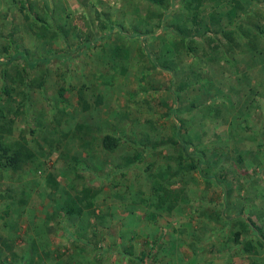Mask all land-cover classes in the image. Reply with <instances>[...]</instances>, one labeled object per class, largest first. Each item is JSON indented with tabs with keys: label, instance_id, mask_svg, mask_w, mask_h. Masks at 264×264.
<instances>
[{
	"label": "rangeland",
	"instance_id": "1",
	"mask_svg": "<svg viewBox=\"0 0 264 264\" xmlns=\"http://www.w3.org/2000/svg\"><path fill=\"white\" fill-rule=\"evenodd\" d=\"M194 4L0 0V264H264V0Z\"/></svg>",
	"mask_w": 264,
	"mask_h": 264
},
{
	"label": "trees",
	"instance_id": "2",
	"mask_svg": "<svg viewBox=\"0 0 264 264\" xmlns=\"http://www.w3.org/2000/svg\"><path fill=\"white\" fill-rule=\"evenodd\" d=\"M148 1H150L152 3H156L158 5H162L163 0H148ZM193 1L195 2L194 8L198 10V6L201 3V0H193ZM194 19L195 20L197 19L196 16L194 17ZM17 56H21L22 58H27L22 51H17L13 56L8 58L9 60H6L5 62L9 63L10 59H14ZM103 143L107 148H113L114 146H116L115 139L109 135H106L103 138ZM174 143H176V142L174 141ZM182 148L186 152H188V149H189L188 143H186V142L182 143ZM24 155H25V157H24ZM139 155L140 154L136 155L135 158L139 159L140 158ZM26 156L28 157L27 153L25 154L21 150V148L17 151L10 152V150L7 147L0 146V169L10 168V169L16 170L19 168L20 163L26 158ZM189 167L194 168L196 166L194 164H190ZM157 189H158V187L155 188V190H157ZM87 195H88V191L83 190L82 196H76L74 199H73V197L69 196V198L67 200H65L66 212L74 213L77 209V203L81 202ZM164 202H165V199L162 196H160L158 199V204L156 206L158 208H160ZM259 231L260 230H258V228H257V232H259ZM240 236H241V229H240V231L234 232L235 240H239ZM243 249L246 252H252V251L256 252V246L250 240L244 241ZM129 254H131V252ZM143 256L144 255L141 256V259L143 258Z\"/></svg>",
	"mask_w": 264,
	"mask_h": 264
}]
</instances>
